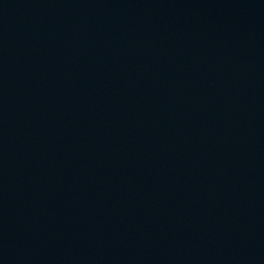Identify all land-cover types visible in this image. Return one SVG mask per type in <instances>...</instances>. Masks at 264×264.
Wrapping results in <instances>:
<instances>
[{
    "label": "water",
    "instance_id": "1",
    "mask_svg": "<svg viewBox=\"0 0 264 264\" xmlns=\"http://www.w3.org/2000/svg\"><path fill=\"white\" fill-rule=\"evenodd\" d=\"M0 264H264V0H0Z\"/></svg>",
    "mask_w": 264,
    "mask_h": 264
}]
</instances>
